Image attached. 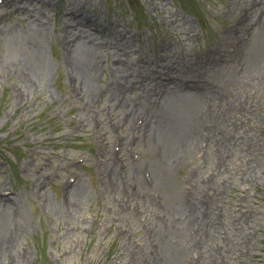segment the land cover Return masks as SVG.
<instances>
[{
  "label": "rangeland",
  "instance_id": "1",
  "mask_svg": "<svg viewBox=\"0 0 264 264\" xmlns=\"http://www.w3.org/2000/svg\"><path fill=\"white\" fill-rule=\"evenodd\" d=\"M7 1L13 0H0V13L6 24L13 23L21 30L26 24L19 18L28 14L16 13V6H6ZM46 1L50 5L45 8L34 2L50 19V41L44 48L49 64L45 87L32 92L24 89V83L10 72L0 76V183L8 189L4 195L15 193L22 197L23 212L16 221L25 226L15 264H135L136 261L144 264L148 257L140 252L144 248L155 249L154 230L141 215L140 208L124 207L122 211L108 206L106 189L111 180L107 181L105 168L114 160H110L113 155L108 147L122 159L128 152L130 160L135 158L143 167H147L146 159L151 151L147 142L141 140L137 145L125 146L122 152V144L116 140L118 135L109 146V135L103 134L95 107L74 92L76 78L65 63L62 37L61 44L58 42V26L67 15L71 0ZM79 1L87 4V10L98 11L97 20H104L106 24L102 22V26L106 29L114 23L135 38L139 64L147 66L151 62L153 66H149L153 68L157 65L155 61L171 62L206 73L219 68L216 77L220 71H228L224 69L227 66L234 69L233 77L227 80L229 87L226 86L230 96L226 95L225 100L241 98L246 105V109L237 111L244 123L236 133L249 140L252 151H248L247 162L252 172L246 174L240 170L232 175L229 169L224 174L228 184L218 207L237 212V220L242 224L235 228V244L227 243L224 264H264V93L257 97L252 91L247 98L241 89L243 83L249 85L255 81L254 77H246L248 83L239 78L245 66L237 59L242 52V41L252 40L246 34L250 28L246 31L241 28L246 24L244 8L239 10L234 0ZM20 5L23 7L24 3ZM261 26L264 33V22ZM97 27L90 30L100 40L105 39L109 31ZM102 61L108 67L107 60ZM96 79L99 89L115 81L110 69ZM95 101L103 105L106 99L97 95ZM108 116L112 123L114 119L110 113ZM201 148L205 150L207 144ZM195 156L200 169L212 168L214 160L210 155L206 157L204 152L197 151ZM225 162L228 164L227 159ZM183 175L184 171L180 170L175 179L180 180ZM75 184L85 186L89 195L78 199V207L71 215L66 205L68 192ZM157 192L156 189L148 193ZM42 193L51 202L49 207L45 206ZM126 196L124 202L131 205L132 196ZM154 197L155 202H162L158 195ZM122 204L120 200L119 205ZM54 207L61 211H55ZM81 224L83 228L79 229ZM136 252H139L137 256ZM189 257L195 261L199 258L193 251Z\"/></svg>",
  "mask_w": 264,
  "mask_h": 264
},
{
  "label": "bare ground",
  "instance_id": "2",
  "mask_svg": "<svg viewBox=\"0 0 264 264\" xmlns=\"http://www.w3.org/2000/svg\"><path fill=\"white\" fill-rule=\"evenodd\" d=\"M35 1L44 8L50 5L46 0ZM35 1L6 3V6H16V13L28 14L26 18H19L26 24L21 30L13 23L6 24L0 13V76L5 71L10 72L24 83V89L32 92L45 87L49 64L44 48L50 41L51 31L49 17L38 10ZM20 3H24L23 7ZM234 4L239 10L244 8L246 24L241 28L246 31L249 27L246 34L252 38L242 41V52L237 59L241 61L240 65H245L239 78L248 83L246 77H254L255 81L249 85L241 83V89L247 98L252 91L259 97L264 93V33L261 29L264 0H234ZM67 7L66 11L71 14L62 18L57 34L59 44L62 42L59 39H63L65 63L76 78L74 92L95 107L104 128L103 134L109 135V146L112 138L118 135L116 140L122 144V152L125 146L137 145L141 140L147 142L151 151V156L146 159L147 167H143L135 158L131 161L128 152L122 159L108 147L113 155L109 159H114L105 168L106 179L111 180L106 189L108 206L122 211H125L124 207L141 209V215L157 238L155 249L141 250L149 261L144 264H224L227 243L235 244V228L242 225L237 220V212L218 207L228 184L224 174L229 169L232 175L240 170L246 174L252 172L247 162L248 151H252L249 140L247 142L246 136L236 133L239 125L244 123L237 111L246 109V105L241 98L236 102L225 100L226 95L230 96L227 80L233 77L234 69L226 65L224 69L228 71H220L216 77L219 68L206 73L171 62L159 64L155 61L157 65L153 68L148 62L149 65L144 66L138 63L136 48L139 47L134 44L132 35L124 33L114 23L109 30L103 27L106 23L97 20L98 11L87 10L85 3L71 0ZM97 26L103 32L109 31L105 39L100 40L90 30ZM103 59L107 60L108 67L103 64ZM109 69L115 81L99 89L96 78ZM136 90L141 91L137 93ZM97 95L105 97L103 105L96 104ZM138 100L143 104L136 103ZM108 113L114 119L112 123L108 121ZM131 131L133 135L130 136ZM204 144H207L205 150L201 148ZM197 151L204 152L206 157L210 155L214 160L212 168L200 169L195 156ZM180 170L184 175L176 180L175 174ZM85 188L75 184L69 190L66 205L69 214L74 215L80 197L89 195ZM156 189L157 193H148ZM5 192L8 189L0 183V264H15L20 234L25 228L16 221L23 212V203L22 197L15 193L4 195ZM126 195L132 196L129 199L131 205L124 202ZM155 195L162 199L160 204L155 202ZM42 197L46 200L45 206L49 207L51 202L45 193ZM120 200L122 205H119ZM53 209L61 211L60 208ZM218 220L220 224H217ZM249 230L250 226L247 236ZM192 251L198 254L197 261L189 257ZM138 254L136 252V256ZM135 264L141 263L136 261Z\"/></svg>",
  "mask_w": 264,
  "mask_h": 264
}]
</instances>
